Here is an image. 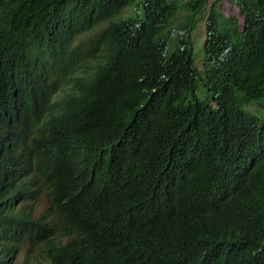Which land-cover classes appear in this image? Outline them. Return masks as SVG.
Wrapping results in <instances>:
<instances>
[{
    "label": "trees",
    "instance_id": "obj_1",
    "mask_svg": "<svg viewBox=\"0 0 264 264\" xmlns=\"http://www.w3.org/2000/svg\"><path fill=\"white\" fill-rule=\"evenodd\" d=\"M40 242L49 264H264V0H0V264Z\"/></svg>",
    "mask_w": 264,
    "mask_h": 264
},
{
    "label": "rangeland",
    "instance_id": "obj_2",
    "mask_svg": "<svg viewBox=\"0 0 264 264\" xmlns=\"http://www.w3.org/2000/svg\"><path fill=\"white\" fill-rule=\"evenodd\" d=\"M213 0H208V4H211ZM133 10V9H132ZM224 10L226 14L228 15H235L238 16V10L237 8L229 3H225ZM240 21V19H239ZM179 22L178 19H176L172 25V27H178ZM101 28H98L94 30L91 34V36L97 35L98 31H100ZM204 23L203 21L198 24V28L195 31L194 39L193 41V48L195 54L197 53V45L195 43H200L204 39ZM197 60V64L201 65V59ZM36 183V182H35ZM33 210H34V216L37 217H49L52 218L54 215V209L51 206V202L48 197V192L45 188H42L39 190L37 198L33 204ZM62 231H59L58 237L60 238L62 236ZM15 264H47L46 255L44 252V248L42 245H28L26 248H23L22 252L18 254V258L15 262Z\"/></svg>",
    "mask_w": 264,
    "mask_h": 264
},
{
    "label": "clouds",
    "instance_id": "obj_3",
    "mask_svg": "<svg viewBox=\"0 0 264 264\" xmlns=\"http://www.w3.org/2000/svg\"><path fill=\"white\" fill-rule=\"evenodd\" d=\"M36 182V183H35ZM38 184V181H34L33 182V186H35V185H37ZM59 231H62L61 233H62V236L59 238L58 237V234H59ZM67 232H65L64 230H63V228L62 227H60V229H58L57 230V235L55 236V237H53V241L55 242V243H57V244H59V243H63V242H65V240L67 239ZM38 246L39 245H42L43 246V248H44V252H45V255H46V251H45V246H44V243L43 242H40L39 244H37ZM26 246H28V245H26ZM26 246H24L23 248H26ZM32 246H35V245H32ZM23 248H22V250H23ZM22 250L20 251V252H22ZM19 252V253H20ZM18 253V254H19ZM18 254L14 257V256H12V255H10L9 257H6L5 258V260H4V264H15V262H16V260H17V258H18ZM46 259H47V256H46ZM47 264H49L48 263V259H47Z\"/></svg>",
    "mask_w": 264,
    "mask_h": 264
}]
</instances>
